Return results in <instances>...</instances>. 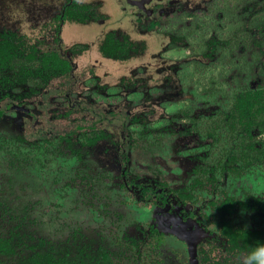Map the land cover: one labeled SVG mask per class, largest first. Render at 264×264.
<instances>
[{
	"label": "rangeland",
	"instance_id": "374dc122",
	"mask_svg": "<svg viewBox=\"0 0 264 264\" xmlns=\"http://www.w3.org/2000/svg\"><path fill=\"white\" fill-rule=\"evenodd\" d=\"M67 1L0 0V34L48 44ZM111 1L73 0L89 8L64 26L73 75L43 85L19 81L20 62L0 70V96L35 113L0 117V238L17 244L0 264L49 253L67 264H190L186 238L162 218L193 229L202 264H242L222 226L264 233V164L242 160L216 177L211 167L238 135L225 117L236 96L264 86V0H195L139 20ZM91 108L125 112L126 131ZM229 197L255 205L228 213Z\"/></svg>",
	"mask_w": 264,
	"mask_h": 264
},
{
	"label": "flooded vegetation",
	"instance_id": "af4514ba",
	"mask_svg": "<svg viewBox=\"0 0 264 264\" xmlns=\"http://www.w3.org/2000/svg\"><path fill=\"white\" fill-rule=\"evenodd\" d=\"M200 1H202V5H204V3L206 2V0H200ZM82 5L83 6H79L75 4L73 0H69L67 1V4L63 5L60 14L56 15L57 20L53 22L54 23L52 28L53 32L51 35L49 34L52 38L51 39L48 38V42H47L48 44L42 43L40 41L39 44H31V45H29L28 43L24 44L22 39L18 37V33L15 31L3 32L2 34H0V46L5 48L9 52L10 58L12 60L11 63H9V65L5 67L0 65V70L2 71L4 69L9 68L10 66L15 65V63L17 62H20V68L18 74L19 81H23L22 79H25L26 76L33 78L35 80L39 78H43V82H42L43 85H45L46 83L45 81L48 80L47 78H45L48 75H52V74L73 75V68L75 65L73 62V56H71V54H67L65 51L67 49V45H66L67 42L65 41V36H64L65 35L64 26L70 20H77V19L79 20V17L82 14L81 11L84 12V10L89 9L86 6V4H82ZM111 5L112 7L120 6V9L123 10L124 12H127L129 9H133L134 14H136V17L139 20L141 18L149 16L150 13H157L161 9L167 11L168 9L172 10L173 8L180 7L182 5H184V7L187 5L191 10H195V8L198 7V2H196L195 0H112ZM106 10H108L107 12H105L106 15H109L108 13L111 11H115V9H107V8ZM72 12H74L75 13L74 16L77 17L74 16L72 17L71 14ZM158 25L159 23L157 21H153L151 23V27H156ZM26 47H28L29 50ZM3 55L7 56V52L4 51ZM44 56H48V57H44ZM46 59L68 60L69 65L67 69L62 64H58L55 67V64L52 65V63L50 62H47V64H45L44 61ZM9 80L12 81V79ZM261 89H264V86L262 85H258L257 87L252 86L249 89L239 92V94L249 90H261ZM239 94L236 96L233 105L228 110V112H226L225 115L227 121L226 124L227 130L229 129L231 131L237 130L238 135L233 140L229 139V142H233V146L230 147L231 152L228 153L226 156L227 160H223V162L221 161L220 164L216 163L211 167L212 172H214L215 174L214 177H216L217 175L225 176L231 170L236 169V167L241 163L242 160H245L248 163H250L249 165H254V166L264 164V138L262 140V144H259L254 135V132L258 133L259 128L264 130V113H260L256 115L255 119L249 118L252 120V123H249L247 121L248 120L247 118L244 117L239 118V116L236 115L237 107L235 106ZM66 96L68 98L69 106L81 104V102L78 103L77 101L73 100L71 93L69 91L67 92ZM0 101H1L0 117L4 115L6 111L9 110H25V112L29 116H33V117L35 116L33 110L19 103L16 99H13V97L8 94V91H3V94L0 96ZM89 110H92L95 114L97 113V115H99L100 117L110 118L112 120H116V119L121 120L123 130L126 131V126H127L126 121L128 116L127 114L125 115V112L114 111L110 114L107 113L105 114L103 110L102 111L99 110L98 112L92 108ZM144 187L145 186H142V188ZM237 203L241 204L245 208H247V206L255 205L254 203H248V202L246 203L245 201L235 200L229 197L228 199L224 200V202L222 203V205H220V207L221 209H225L228 213H232ZM162 223L164 225L167 226L169 225L170 227L175 228L176 232H178V234L181 236L182 234H184L189 239L194 238L193 242L196 245L195 252L197 258V264H202V262L199 259V253H198V239L195 233H193V229L190 228V226L183 228L181 225H179L176 222L166 221L165 218H162ZM226 227L228 229L232 228L239 233L244 231L243 234L248 233L249 237L245 238L243 236H240L237 242L233 241L231 237L227 235L225 231ZM222 233L228 239V242L231 244V248L233 252L237 253L238 256L240 255L238 258L242 257V259L251 250V248L246 243H248V241H250L251 243L254 241V234L257 233L258 235L264 237V233L259 230L235 228L227 221L223 223ZM187 243H188L190 264H193L191 245L188 241Z\"/></svg>",
	"mask_w": 264,
	"mask_h": 264
},
{
	"label": "trees",
	"instance_id": "16d2710c",
	"mask_svg": "<svg viewBox=\"0 0 264 264\" xmlns=\"http://www.w3.org/2000/svg\"><path fill=\"white\" fill-rule=\"evenodd\" d=\"M71 14L73 17L75 13L72 12ZM74 17H77V16H74ZM86 18H87L86 15L81 14V16L79 17V20L85 21ZM108 37H109L108 38L109 44L110 42H112L111 44L117 45V42L114 36L109 35ZM4 51L7 52V56L3 55ZM48 56H44V57H48ZM11 61L12 60L10 58L9 52L5 48L0 46V65L5 67L9 65ZM47 62L52 63V65L55 64V67L58 64H62L65 66L66 69L68 68V65H69V61L63 60V59H56V60L46 59L44 63L47 64ZM235 106L237 107L236 115L239 116V118H242V117L247 118L248 119L247 121L249 123H252V120L249 118L255 119L256 115L260 113H264V89L249 90V91L240 93L237 98V102ZM225 229H226L225 231L227 235H229L233 241L237 242L240 236H243L245 238L249 237L248 233L243 234L244 231L239 233L232 228L228 229L226 227ZM18 244H19V247H21L22 245L21 242H18ZM246 244H248V246L252 249L257 245L264 244V237L255 233L254 241L252 243L248 241V243ZM16 247H17V244L13 242L12 238H7V237L0 238V252L6 253V254L7 253L12 254L15 252ZM102 255H107L108 259H111V253L107 251L103 252ZM74 262L75 264H79L78 261H74ZM37 264H67V259L63 256H57V255L55 256V254L49 253L47 254L44 260H41V261L39 260Z\"/></svg>",
	"mask_w": 264,
	"mask_h": 264
},
{
	"label": "clouds",
	"instance_id": "9594fccd",
	"mask_svg": "<svg viewBox=\"0 0 264 264\" xmlns=\"http://www.w3.org/2000/svg\"><path fill=\"white\" fill-rule=\"evenodd\" d=\"M242 264H264V244L252 248L243 258Z\"/></svg>",
	"mask_w": 264,
	"mask_h": 264
},
{
	"label": "water",
	"instance_id": "95a60500",
	"mask_svg": "<svg viewBox=\"0 0 264 264\" xmlns=\"http://www.w3.org/2000/svg\"><path fill=\"white\" fill-rule=\"evenodd\" d=\"M181 234V233H180ZM182 236H184L186 238V240L190 243L191 245V253H192V262L193 264H197V258H196V252H195V248H196V245L195 243L193 242L194 238L192 239H189L186 235L182 234Z\"/></svg>",
	"mask_w": 264,
	"mask_h": 264
}]
</instances>
